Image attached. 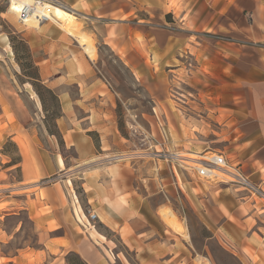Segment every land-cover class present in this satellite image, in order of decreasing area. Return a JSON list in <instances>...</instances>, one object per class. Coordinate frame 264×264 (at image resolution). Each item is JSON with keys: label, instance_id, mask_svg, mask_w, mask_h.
<instances>
[{"label": "crops", "instance_id": "1", "mask_svg": "<svg viewBox=\"0 0 264 264\" xmlns=\"http://www.w3.org/2000/svg\"><path fill=\"white\" fill-rule=\"evenodd\" d=\"M84 2L91 11H99L101 19L97 20L107 16L113 18L114 35L111 36V29L107 28L105 41L115 46L119 57L134 73L143 72L147 53L151 67L147 66L151 72L156 71V65L174 76L194 71L196 84L202 89L205 86L211 88L210 102L218 104L214 119L227 126L219 130L211 128L205 130L206 133L230 139L229 145L225 146L227 150H222L228 163L237 165V170H242L254 184L264 189V22L247 25L241 12L247 7H264V0H147L146 5L140 0ZM142 8H149L150 12L140 18ZM209 30L213 32H205ZM78 72L73 68L71 83L85 91L96 86L94 80L86 79L81 71ZM9 85L10 79L7 86L0 82V138L13 140L20 158L15 163H0V185L5 204L0 208V235L3 233L5 238L9 234L5 227L9 218L26 213L43 246L31 250L24 248L25 252L15 256L0 255V264H44L46 250L51 254L64 249H69V253L77 255L84 264H101L100 249L111 247V242L117 247L108 232L132 249L138 264H193L182 234L168 227L158 208L146 204L149 202L142 208L144 202L138 200L135 187L124 179L105 177L94 182L87 178L81 181L85 207L92 208L98 215L96 220L89 219L91 224H83L80 207L84 204L76 189V179L71 175L69 182L61 184L62 191L56 184L43 181L44 177L67 173L70 165L64 154L40 151L37 143L36 146L32 144L33 166L29 154L24 151V141L17 138L30 136L34 139L36 135L29 133L13 111ZM82 94L84 97V91ZM74 116L81 124L93 123V115L89 113L81 117L75 113ZM201 117L203 122L205 117ZM61 118L66 120L65 116ZM64 124L66 126V122ZM102 126V137L119 138V129L114 122ZM62 131L65 145L78 153L71 174L73 169L88 167L89 158L95 153L91 133L74 128ZM59 156L63 158L64 166H61ZM15 167L21 170V177L13 183ZM236 189H239L236 184L218 183L208 191L203 190L197 200L207 211L212 231H223L242 250L243 264H264V202L248 192L237 193ZM125 192L127 197L123 200ZM44 206L48 209L44 210ZM81 224L86 227L83 230L88 232V240L79 235L77 228ZM67 227L71 236L59 234ZM116 256L124 264L119 251ZM57 259L60 262V257ZM64 264H71L68 257Z\"/></svg>", "mask_w": 264, "mask_h": 264}, {"label": "rangeland", "instance_id": "2", "mask_svg": "<svg viewBox=\"0 0 264 264\" xmlns=\"http://www.w3.org/2000/svg\"><path fill=\"white\" fill-rule=\"evenodd\" d=\"M140 1H143V5L147 4V0ZM61 2L76 9L85 32L94 40V54H86L74 37L66 34L50 20L45 21L41 28L25 25L8 12L10 0H0V82H5L7 86L9 79L11 80V85L7 88L10 90L12 109L29 133L36 135L34 139L30 136L17 138L24 141V151L29 154L33 166L35 158L31 154L30 145L36 146V143L40 151H61L70 165L65 175L55 174L44 177L43 181L56 184L62 191L61 184L71 179L72 175L76 179V189L81 193L80 198L84 204V207L81 206L83 209L80 207V220L89 225L90 207H85L86 198L81 181L87 178L89 182H94L105 177L124 179L135 187L138 200L144 202L142 208L146 202L152 208H158L165 224L173 230L176 229L166 221L167 216L174 218L175 215L186 226L189 236L182 237L186 238L188 258L193 264H243L242 250L223 231H212L207 211L197 199L203 190L208 191L212 186L224 182L236 184L239 187L236 189L237 193L251 192L232 182V176L218 174L212 178L202 177L197 173L193 162L173 158L175 153H183L190 156L202 155L200 159L203 160L211 152L224 155L223 151L227 150L225 146L229 145L230 139L218 138L216 134L214 136L212 132L205 131L211 128L219 130L220 127L227 126L214 119L218 104L210 102L211 88L199 87L194 71L176 73V76L172 73L170 76V71L160 70L156 65V71L151 72L147 53L143 72L134 73L119 57L115 46L112 47L105 41L104 31L107 28L111 29L109 34L114 35L113 18L107 16L103 20H97L100 18L99 11H91L84 0ZM148 12L149 8H142L139 17H146ZM241 12L247 25L264 22V7H247L241 9ZM73 68H77L78 73L81 71L84 78L94 80L96 86L85 91L78 84L71 83ZM173 79L176 81L170 83ZM82 91L84 97L81 95ZM75 113L79 117L86 113L93 115V123L81 124L74 116ZM201 115L205 117L203 122ZM64 116L65 121L61 118ZM9 117L11 121L14 120L13 115L10 114ZM110 121L119 129L118 139L101 136L100 130L104 132L102 125ZM63 122H66V126ZM73 128L91 133L95 153L89 158L91 163L88 167L73 169L71 174V167H74L78 153L73 147L65 145L62 130L67 129L68 132ZM40 151L38 158L41 156ZM19 158V150L14 141L0 138V163H15ZM232 166L237 169V165ZM237 172L248 177L240 169ZM19 177L21 170L15 167L12 170V182L16 183ZM1 189L0 185V208H4ZM251 195L264 202V194ZM42 196H46L45 190L42 191ZM126 197L125 192L123 200ZM43 209L47 210L48 207L44 206ZM85 214L89 218H85ZM76 220L78 222V217ZM80 226L77 228L79 235L88 240V232L83 230L86 227L82 224ZM5 227L9 234L5 238L3 233L0 235V255L15 256L21 251L25 252L22 250L24 248H42L43 242L26 213L9 218ZM97 227L104 230L101 224H97ZM70 233V228L67 227L59 234L71 236ZM108 234L113 237L117 247L112 242L109 243L111 247H100L101 264H123L117 258L116 251H119L124 264H138L132 249L110 232ZM54 252L49 254L46 250L43 253L44 264H64L66 257L78 258L74 253H69V249ZM57 257H60V262Z\"/></svg>", "mask_w": 264, "mask_h": 264}, {"label": "bare ground", "instance_id": "3", "mask_svg": "<svg viewBox=\"0 0 264 264\" xmlns=\"http://www.w3.org/2000/svg\"><path fill=\"white\" fill-rule=\"evenodd\" d=\"M23 6H26L31 11L28 15V18L25 19V25L33 28H41L44 25L42 20H47L48 18L51 22L58 25L60 29L65 31L66 34L74 37L82 46L86 54H94V40L88 35L89 33L87 34L85 32L84 26L79 21V18L77 17V11L74 7L67 5L64 2H61V4L59 5H53L47 1L42 0H10V7L8 8V12L19 18V14ZM201 157L202 155L198 154L190 156L183 153H175L173 155V158L175 159L177 158L179 160H184L185 162H193L195 167H201L203 163V160L200 159ZM59 159L60 164L64 165L63 159L61 157ZM224 164V166H226L225 168H227L226 170L216 167V170L214 172L224 175H227L226 173L231 174L229 172H237V169L230 165L228 162H225ZM84 217L88 218L86 214L84 215ZM176 218L177 217L175 215L174 218L167 216L166 221L179 233L188 238L189 235L186 226Z\"/></svg>", "mask_w": 264, "mask_h": 264}, {"label": "built area", "instance_id": "4", "mask_svg": "<svg viewBox=\"0 0 264 264\" xmlns=\"http://www.w3.org/2000/svg\"><path fill=\"white\" fill-rule=\"evenodd\" d=\"M42 1H47L53 5L61 4V0H42ZM30 12L31 11L26 6H23L19 14L20 21L25 22V19L28 18ZM48 20L49 19L47 18V20H42V21L44 23L45 21ZM164 134H166V131H164ZM203 161L204 163L201 165V167H197V173L202 177H206V178L217 177L218 174L214 172L216 170L215 169L216 167L225 170L227 169L225 168L226 166H224L225 165L224 163L228 161L227 158L222 153L211 152L209 155L207 154V157H205ZM229 173H231L232 175L228 173L226 174L232 176V178L234 179V181L232 182H236L241 186H244L251 192V194H255L257 196H263L262 194H264V192L260 188H258L248 177H245L238 172L237 173L229 172ZM88 213L91 220H96V218L98 217L97 213L93 211L91 208L89 209Z\"/></svg>", "mask_w": 264, "mask_h": 264}, {"label": "trees", "instance_id": "5", "mask_svg": "<svg viewBox=\"0 0 264 264\" xmlns=\"http://www.w3.org/2000/svg\"><path fill=\"white\" fill-rule=\"evenodd\" d=\"M36 79H39L38 77H35ZM46 89H48V91H50L51 93H52V95H54V97H56L57 98V96H56V94H54V92L50 89V88H47L46 87ZM40 94V93H39ZM41 95V94H40ZM42 98V97H41ZM78 257V256H77ZM68 259H69V262L71 263V264H84V262H82L81 260H80V258L78 257V258H73L72 256L71 257H68Z\"/></svg>", "mask_w": 264, "mask_h": 264}]
</instances>
